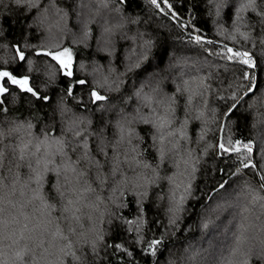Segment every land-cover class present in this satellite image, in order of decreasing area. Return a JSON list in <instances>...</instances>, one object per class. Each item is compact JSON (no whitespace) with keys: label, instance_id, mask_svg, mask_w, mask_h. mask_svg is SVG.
Instances as JSON below:
<instances>
[{"label":"clouds","instance_id":"1","mask_svg":"<svg viewBox=\"0 0 264 264\" xmlns=\"http://www.w3.org/2000/svg\"><path fill=\"white\" fill-rule=\"evenodd\" d=\"M129 2L0 0V17L12 18L7 26L0 19V37L6 41L0 44V71L27 75L38 90L32 95L8 88L0 95V264H100L105 237L111 235L108 228L115 232L125 219L121 209L126 202L130 214H139L138 226L149 223L146 206L162 209L168 219L163 236H175L199 166L226 129L225 118H231L236 140L248 145L246 151H259L264 159V96L253 102L259 80L247 91L239 86L229 91L232 85L222 87L221 74L227 70L221 61L239 59L229 58V48L247 53L258 68L264 66V0H189L194 12L200 10L197 23L211 33L206 41L197 35L199 42L191 36L185 40L163 19L169 12L176 15L170 0H164L165 7L161 0H143V15L127 12ZM93 25L99 31L95 46ZM166 40L164 66H156ZM121 41L132 47L117 62ZM22 48L25 60L16 55ZM57 48L71 50L73 75L54 102L52 87H63L61 71L55 67L50 80L34 81L27 53L40 56L42 50ZM97 56L108 59L101 63ZM150 61L154 67L138 78ZM47 67L50 75L54 65L49 61ZM76 84L85 86L87 101L75 94ZM93 92L103 99L94 100ZM133 99L136 105L129 112ZM45 107L47 120L42 118ZM113 112L115 119H109ZM97 115L102 124L94 120ZM57 122L59 135L54 134ZM109 125L111 138L106 135ZM138 125L152 129L148 147L155 152L154 162L142 147L145 137ZM50 174L54 180L48 189ZM259 181L246 177L231 189L220 184L224 190L213 192L196 243L185 244L167 264H264V175ZM137 232V243L151 241L142 238L139 227ZM155 240L159 245L153 257L163 243Z\"/></svg>","mask_w":264,"mask_h":264},{"label":"trees","instance_id":"2","mask_svg":"<svg viewBox=\"0 0 264 264\" xmlns=\"http://www.w3.org/2000/svg\"><path fill=\"white\" fill-rule=\"evenodd\" d=\"M47 2V0H45ZM67 4V0H65ZM74 2V0H73ZM172 4V8L175 12V17H173L172 12L168 13V16L163 17L167 24L171 26L173 29H177L178 32L183 35L185 40L191 39L193 37L199 35L207 39L211 38V33L209 29L205 26L201 28L200 24L197 23L196 17L198 16L199 9L195 12L189 6V0H170ZM43 6V5H42ZM69 8L71 4L66 5ZM3 8V5H0V9ZM21 12L23 9L20 10ZM127 12H131L132 14H136V11H139L141 15L147 11V9L143 5V0H139V2H135V0H130L126 8ZM35 15V10H33L31 16ZM75 13H73V16ZM251 15V14H249ZM31 16L24 18L25 20L31 19ZM2 19V23L7 26L11 24V17L7 15H3L0 17ZM17 24H20V20H17ZM75 28L76 25H73ZM22 30V29H21ZM35 30L33 29V32ZM99 35V31L95 25H93V39L92 45L96 44V37ZM166 35V33H165ZM217 40L220 39L219 36L216 37ZM3 37H0V44L5 43ZM29 41H25L28 43ZM9 50L12 52V55L15 56V51L11 48V43H9ZM132 47L130 41H121L119 44V51L117 53V62L122 60L124 55L127 54L128 50ZM24 51V49H21ZM169 50V45L167 40L163 46V51H158V65L156 66H164L166 54ZM4 49L0 48V53H3ZM30 59H32V71L28 73V75L33 77L35 81L37 77L40 78L41 81L50 80L49 69L47 67L48 62L50 61L52 65L56 68H59V65L55 64L54 61H51L48 57L35 56L32 53H27ZM91 59V56H89ZM97 59L104 63L107 61V56H97ZM222 64L227 65V70L221 69L222 74V87L228 88L231 84L232 88H229V91H232L235 87L239 86L247 91L248 88L257 87V81L259 80L260 90L257 93V97L253 99V102L259 99L260 96H264V66L257 67L255 62H251V65L241 63L239 59L236 61H221ZM20 67L27 70V65L21 63ZM154 65L149 62V64L140 72L137 73V77L141 78L143 75L151 70ZM16 76H21V73L17 72ZM76 79L79 80L81 77L76 75ZM59 84L63 87L57 89L56 87H52L53 101H58L62 95H64V90L69 86V76H65L63 72L58 75ZM2 83V81H0ZM7 87L17 94H27L21 92L20 89L12 84H8ZM83 90V91H82ZM168 90L172 91V86L168 85ZM145 91H148V88H145ZM75 94L82 95L84 100L87 101V95L85 86L76 84L75 85ZM243 95V93H241ZM11 99V98H10ZM71 103V100L68 101ZM224 103V101H221ZM41 102L37 101V106H39ZM136 105V100L133 99L129 106L127 107V111L132 112L133 106ZM24 107L32 109L35 113L34 119L40 120L41 116L39 113H36V110L32 108L31 104H26ZM77 111H83V106L76 105ZM11 111V109H10ZM147 111V109H145ZM182 111V109H181ZM235 115V113H233ZM49 116V109L45 107L43 111L42 118L47 120ZM23 118V117H21ZM109 119H115V113L109 114ZM94 120L99 121L101 124L103 123L100 120L99 115L94 117ZM224 124L226 126L225 130H222L218 137L216 138V147L214 150H211L208 156L202 161V164L199 166V172L197 173L196 181L193 185V192L191 197L186 201L184 208L181 212V219L177 222L180 225L179 230L177 231L175 236H168L165 238L163 233L168 229V219L164 215L162 209L154 208L152 205L146 206V210L148 215L145 217L147 223L146 225L138 226V218L139 214L133 212L132 214L127 211L128 203L126 202L125 208L121 209V213L125 219L119 222V227L115 232H113L112 228L109 227L108 230L111 235L105 237V245L101 250V256L103 259L100 264H167V258L173 256V253L179 254L182 251L183 247L187 243H196V238L201 235L200 229L198 227L200 219L203 215H206V209L208 205L212 202V199H215L213 196V192L219 190L222 192L224 189L220 188V184H224L225 188H233L237 182L245 179L246 177H251L256 183H260L259 175H264V169H262V165H264V159L261 158V154L259 151L256 152H247L240 142L237 145L240 148L239 152L235 151H222L219 145H224L226 148H231L232 145L229 144V139H233L235 144L238 140L235 137V126L231 123V118H225ZM41 124H37L36 131H40ZM96 125L94 124V128ZM138 131L144 135L145 144L142 147L147 148V155L150 160H155V152L148 147L151 144V140L149 139V133L152 129L149 126H137ZM198 125L193 126V134H195V128ZM98 130V129H97ZM61 132V126L59 122L56 123L55 127V135H59ZM114 134V129L109 125L106 130V135L111 138ZM82 139V137H81ZM93 152L95 154L96 143L93 142L91 144ZM109 155H111V149L108 150ZM98 159H102V157L97 156ZM73 159H75V154H73ZM106 172L108 171V166H105L104 169ZM171 171V169H169ZM49 185L48 189L51 188V183L54 180V177L51 174L48 177ZM211 197V199H210ZM128 201H134L133 197H128ZM133 209L137 207L135 203L132 204ZM131 221L132 223H129ZM108 227V226H105ZM139 227V234L143 239L153 240L160 239L163 241L160 249L157 250V256L153 257L151 255L152 250L148 248L146 243H137L136 236L138 234L137 229ZM253 264H259V261H253Z\"/></svg>","mask_w":264,"mask_h":264},{"label":"snow or ice","instance_id":"3","mask_svg":"<svg viewBox=\"0 0 264 264\" xmlns=\"http://www.w3.org/2000/svg\"><path fill=\"white\" fill-rule=\"evenodd\" d=\"M154 3L157 2V0H153ZM161 7H165L164 0H161L160 3ZM193 39L197 42L200 41V37L195 36ZM229 58L234 55L237 58H239L241 63L251 65V60L248 57L247 53H240V52H234L233 49L229 48L228 50ZM16 55L19 57L20 60H25L27 57L24 55V52L22 50H18ZM38 55L48 57L51 61H54L55 64L59 65V70L63 72L65 76H72L73 75V64H72V53L70 49L67 48H57L55 50L45 49L42 50ZM30 64H33V61L29 62ZM55 75V66L54 70L50 73V78ZM0 95L5 94L8 91L7 85L10 83L12 85L17 86L21 92L24 93H31L32 95H36L38 90H35L34 87L31 85L30 78L25 76H16L12 75L11 73L7 71H0ZM92 97L94 100H102L103 97L98 96L95 92L92 93ZM239 141H237L235 144H233L231 141H229V144L232 145L231 148H226L224 145H219L220 149L222 151H235L239 152L240 148L237 146L239 145ZM245 149H248V145H243ZM129 223H132L131 221H128ZM145 243L148 245V248L150 250H154L158 247L159 241L153 239L151 241H145Z\"/></svg>","mask_w":264,"mask_h":264}]
</instances>
